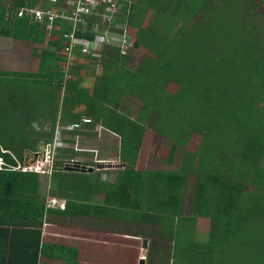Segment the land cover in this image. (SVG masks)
<instances>
[{"label":"trees","instance_id":"1","mask_svg":"<svg viewBox=\"0 0 264 264\" xmlns=\"http://www.w3.org/2000/svg\"><path fill=\"white\" fill-rule=\"evenodd\" d=\"M5 1L0 3V35L19 40L24 38L32 39L31 34H36L35 31L40 27L39 24L31 21L28 17L18 18L17 13L20 8H38L44 11L55 7L54 3H57L56 1L61 4L66 2V0ZM207 2L203 5L210 4L211 6L208 10L212 11L216 6L215 0L214 2L213 0L209 1L211 3ZM122 6L121 11L127 16L130 26L140 28V26L146 25L147 30L149 31L150 29L151 31L153 22L154 24L159 22V25L161 22L166 28L164 35H167L166 31L169 32V28H174L177 23H180L182 27L183 24H189L190 21L195 20L196 10L198 9H194L191 0H159V2L158 0H130V2H123ZM184 11H186L185 17L179 18L178 13ZM159 15H161L160 21L155 19ZM123 18L122 16L121 20ZM171 23L174 25L172 26ZM56 24L61 29L51 34L49 44L59 49L63 46L61 31L68 30V26L66 22H60V20ZM89 28L90 26L88 25L86 36L90 38L92 36L89 33ZM177 28L176 30L174 28V32H179ZM181 29L183 28H178V30ZM245 33L239 34L237 32L234 34H237L242 41L248 31ZM77 34L80 35V33ZM33 39L35 40V38ZM251 40L247 43L250 42V46L254 50L255 48L262 49L261 40L258 41L257 38H254L253 41ZM141 42L138 38H130V46L138 51L143 49ZM120 56L121 50L115 45L106 46L96 56H86L91 60L89 62L93 66H101L100 75L97 76L90 95L82 86L84 79L78 76L77 72L80 68L72 66L73 69L71 68V71L77 77L73 81L67 80L64 83V93L69 97V101H67V98L62 101L59 121H57L56 117L51 120L50 126L52 128L50 134L47 135L45 134L46 132L41 131L36 140L33 137L32 141L28 139V141L18 143L10 135L9 127L1 126L0 145L5 150L12 151L19 160H22L25 149L36 151L41 147H39L40 141L43 142V145L50 144L53 141L56 130L59 131L60 135H82L83 131L79 129L68 132L66 127L63 130V126H60V128L57 126L63 125L65 122L79 124L83 119L82 117H87L89 122L83 123L81 125L82 129L92 130L96 125H101L104 129L112 131L117 137L120 136L125 152L129 151L130 154V157L127 155L124 158L122 155L121 158L119 157L120 162H124L123 168L115 170L116 179L114 185H109L110 189L120 185L121 190L117 192L113 188L109 194L110 197L107 198L112 199L114 203L122 205L128 211H141L145 205L146 209L150 211H158L155 214L156 217H159L162 212L165 216L164 219L169 220L173 225L171 227L168 225L170 229L159 226L160 232L157 229V233L152 232L150 226L147 225L145 226V233H143L147 235L145 237L146 240L152 238L153 241H158V245L161 240L162 244L166 245V249L163 252L167 256L166 260L167 258L174 260L173 253H170V246H173V243L176 246L174 241L176 237H173V235L177 233L172 232L174 228L179 227L180 223L188 224L187 229L183 228V230H186L184 235L189 240V234L195 230L196 219L208 218L210 227L206 233L208 234L206 241L199 243L192 241L190 245H187L186 242L183 245L195 249L202 256L211 255L212 258L208 259L206 263L264 264V109L257 105L260 101L264 108V57L259 56L261 62L255 65L256 69L254 66L252 67L254 71H250L252 77H248V80H250L249 84H239L236 80L231 83L232 78L223 73L215 76L216 78L213 77V80L209 79L206 81L207 84L208 82H214L215 89L221 91L220 93L227 94L229 97L228 102L233 108L228 116L231 117V120L224 121L220 125H216L214 122L202 125L201 122L206 120L204 117L200 119L195 116L193 120L194 114L190 111L191 103L188 104V101L184 100L183 94H175L177 99L183 104L180 109L175 110V115H181L183 119L187 120L191 118V121H193V125L189 124L187 129L183 128L186 129V134H188L186 140L190 139L194 133L200 135L199 146L201 151L198 149L199 146L194 153L185 150L177 169L148 172L134 169L142 145L143 128L139 126V131L141 130L142 133L138 135L133 120L128 119L130 110H132L131 107L120 104L121 100L112 101V108H124L121 113L119 111V117L122 116L126 120L125 122L116 120V125L120 126L116 129L109 126L108 117L116 118L117 112L110 110V113H108L105 111V107L102 108L103 105H101V102L109 105L112 95L115 96L118 93L117 97H121L120 94L125 87L133 86L132 84L130 85L128 80L109 75L112 66H126L130 60L129 57L121 56L120 58ZM75 58H79L78 54H75ZM60 63L61 65L65 64L64 60H60ZM165 69L173 71L174 67H171L169 63L165 64L161 71ZM130 71L132 75L136 73V70ZM209 74H214V72L210 71ZM0 75L7 74L0 72ZM24 76H43L45 80L42 79L41 84L45 85L46 88L62 89L63 75L60 71L51 74H42L41 72L36 74L18 73L15 78L19 81ZM253 77L261 79L263 86L256 87V84L252 85L251 80ZM171 80L175 81L179 86L180 82H183L181 80L179 82L175 78L169 81ZM225 80L226 82L223 83ZM186 83H188L187 87H190L186 90H192L198 95L195 91L200 89L199 85L190 81ZM230 86H233L232 90L229 93L224 92ZM262 94L263 98L261 97ZM219 96L216 95V97ZM211 97H208L207 100ZM81 106L83 111L73 112V110ZM255 116L257 120H255ZM153 130L157 131V133H154L156 136L164 137L163 134H160L159 129L154 128ZM84 131L86 133V130ZM60 137L58 140L61 143L70 145L75 141L74 139H62V136ZM187 142L180 143L169 138V152L166 159L161 163L172 165L178 148L186 146ZM201 145L204 146L202 149ZM55 153L56 161L54 166L62 169L64 161L73 159L75 153L81 152H75L69 146L57 148ZM3 157L6 162L14 163L9 154H4ZM54 175L56 173L51 174V178ZM47 178V175L38 173L0 171V236L3 233L5 240L2 247L5 246V249L9 251L8 264H38V258L44 253L45 249L56 248L41 241L40 227L43 222L44 202L46 200L43 187H45ZM146 184L150 185V189L154 187L155 192L153 191L154 194L152 196H144L141 199V189ZM59 188L61 190H58V192L60 191L59 194L61 195L66 191H71V187L69 188L67 184L59 186ZM160 190H167V194H170L165 201L162 199L156 201L154 198L156 193H162ZM104 191L108 194L107 190ZM71 193L67 195L70 198L75 194L74 192ZM68 197L67 200H70ZM108 199L106 200L108 201ZM68 202V205H70V201ZM185 208H188V211ZM193 249L190 250L193 251ZM163 254L160 253L161 256Z\"/></svg>","mask_w":264,"mask_h":264},{"label":"rangeland","instance_id":"2","mask_svg":"<svg viewBox=\"0 0 264 264\" xmlns=\"http://www.w3.org/2000/svg\"><path fill=\"white\" fill-rule=\"evenodd\" d=\"M4 1L5 0H0V3ZM206 1H208L207 3H211L209 2L211 0H191L194 9L198 8L196 10L195 20L190 21L189 24H183L182 27L180 23H177V25L174 26L175 30L177 27L183 28L181 30H178L177 28V31L179 32H174V28H169L170 31H166L168 34L164 35L166 28L161 22L160 25L159 22L155 24L153 22L151 27L152 32L150 29L149 31L147 30L146 25L140 26L139 33H137L138 31L135 30L133 26H130L129 32L132 31L130 38H138L140 42L142 41L141 45L143 49L138 51L131 46H125L121 50V52L124 50L123 53L125 54L121 53V56L130 58L127 65H114L112 66L111 71H109L111 72L109 75L121 77L128 80L130 85H133L132 87H125L120 94L121 97H117V94H115V96L112 95L111 102L122 100V104H127L128 107H131L132 110H130L128 119L133 120L138 135L142 133L141 130L139 131V126L143 128L142 145L134 167L136 171L143 170L152 172L177 169L183 152L188 150L189 152L194 153L198 148L201 140L200 135L194 133L190 139L186 140L188 136V134H186V129L189 124L193 125L191 118L187 120L183 119L181 115H175V110L180 109L183 106L181 101L177 99V94H183L184 100H187L188 104L191 103L192 107L190 108V111L194 114L193 120L195 116H198L200 119L201 117H204L206 120L201 122L202 125H207V123L212 124L211 122L220 125L224 121L227 122L228 120H231V117L228 116L233 108L228 102L229 97L227 94L220 93L221 91L215 89L216 86L214 82H208L207 84L206 81L209 79L213 80V77L223 73L232 78L231 83L236 80L239 84H249L250 80L248 79L252 77L250 71H254V68L252 67L254 66L256 69L255 65H257L258 62H261L259 56L262 58L264 57V0H215L216 6L212 11L208 10L210 9V4L206 6L203 5ZM54 4L55 9L61 6L60 4L57 5V3ZM262 8L263 10H261ZM185 15L186 11L178 13L179 18L185 17ZM155 19L160 21L161 15L155 17ZM171 24L172 26L174 25L173 23ZM246 31H248V33L242 40L243 44L240 37L234 33L238 32L239 34H246ZM260 32L261 34H259ZM254 38H257L258 41H262V49L255 48L254 50L253 47L250 46V42L247 43L250 39L253 41ZM3 46L5 50L10 51V47H8L7 44H3ZM28 47L29 46L26 48L27 52H29ZM30 47L34 48L36 54L38 48L42 50V46L39 47L36 43L32 44ZM11 51L12 52L9 53L8 56L6 55L7 58L4 57L0 59V71H11L13 69L14 66L11 67L8 62L12 56H17L18 51L15 52L14 46ZM56 51L59 52L58 50ZM22 52L25 53V51ZM49 53L51 54L54 63L53 65L51 61L52 67H58L61 65L59 62V55H54L53 51H49L47 54ZM78 56L82 57L79 54ZM18 58L23 60L22 56ZM88 63L92 65L90 62ZM169 63L171 64V67H174V70L171 71L165 69L161 71L162 67ZM33 70L31 69L29 71ZM86 70L85 77L96 76V74L101 72V66H98V68L90 66ZM130 70H136V73H133L132 75ZM210 71H213L214 74H209ZM206 72L208 73L206 74ZM173 78L183 82L179 81V86L175 81H169ZM16 79L17 78L15 77L9 78L0 76V128L1 126L9 127L10 135L18 143L21 141H28V139L32 141L33 137L36 140V137L41 131L44 133L46 132L45 134L47 135L50 134L52 128L50 126L51 120L56 117L61 110V101L59 98H63V100L68 98V96L63 93L65 86L61 90L57 88L48 89L45 85L41 84L42 79L40 77L24 76L22 80L17 81ZM90 80L93 81L92 78L86 79L88 82ZM189 81L199 85L200 89L195 91L198 95L192 90H186L189 87H187L188 83L186 82ZM251 81L252 85L256 84V87L263 86L261 79L253 77ZM225 82L226 80L223 81V83ZM203 83L204 85L202 86ZM232 88L233 86H230L229 89L224 90V92L229 93ZM216 95L220 96L216 97ZM262 96L263 94L261 97ZM208 97L211 98L207 100ZM257 105L258 107H261V109H264L262 102L259 101ZM102 108H104V106ZM116 112V116L119 117V111ZM116 118L108 117V124L110 127L118 129L120 126L116 125V120H123V122L126 120L123 119L122 116L118 119ZM255 118V120H257L256 116ZM57 127L60 128V126ZM154 128L157 130L159 129L160 134H163L164 137L160 138L156 136L154 133H157V131L153 130ZM63 130H65V127H63ZM218 130L220 131L219 127ZM58 132V130L55 131V140L60 137ZM89 134L90 135H88L86 139L85 137H82L83 135H79V142H81V145L77 146L81 151L89 149L90 147L93 148L97 145V147H94V152L99 151L98 148H101L105 155H115L120 158L121 155L123 158L126 155L130 157L129 151L125 152V147L122 145L120 136L117 137L119 142L115 141V145L108 146L107 142V144L105 142L103 143V141L100 143V139L96 140V137L94 139L91 135L92 133ZM99 134L101 135L103 132L101 131ZM75 136L64 134L63 137L74 139ZM169 138L180 143L188 141L186 146H180L178 148L172 165L161 163L166 159L169 152ZM55 140L53 139L51 143H58V141ZM92 140L95 142L94 146L92 145ZM112 140L115 139L112 138ZM50 144L43 145V142L40 141L39 147H41L37 150ZM56 147L58 148V145ZM203 147L204 146L201 145V149ZM198 149L201 151L200 146ZM26 156L27 155H25V157ZM89 162L91 163L89 164ZM92 162L94 163L93 160H90L87 164L96 169L98 165L95 163L92 164ZM108 163L107 166H111L112 169L115 170L123 168L124 165V162H120V160H115L113 163L112 161H109ZM80 166L86 165L80 162ZM90 166L87 165V167ZM115 170L107 171L106 173L115 172ZM102 176L105 178L106 175L103 174ZM99 177L100 175H92L89 178L91 181L86 188H97L102 191L105 190L108 184L106 181L102 180V177ZM78 178L79 177H73L68 174H65L64 177L55 175L53 177V185L63 186L67 184L69 188L71 187V190H73L78 184L83 183V181ZM49 181L51 182V178ZM84 182H87V180L85 179ZM149 186V184H146L141 189V199L144 196L147 197L148 195L152 196L154 194V187H151L152 190ZM160 191L162 193H156L154 198L156 201L159 199L165 201L170 194H167V190ZM71 192L73 191H66L65 194ZM110 192L111 190L108 191V194H110ZM86 193H88V191L84 192V194ZM97 200L102 208L95 211L93 210V213H91L104 218L101 220L100 225H102L103 220L108 221L103 223V225H106V227L109 226L110 229L111 227L114 228V230H119L121 228L123 231L143 234L145 233V226L147 225L150 226L152 232L156 233L157 229L160 232L159 226H162L165 229H170L169 227L173 226L169 220L164 219L165 216L162 212L159 217H156L155 214L158 213V211H150L146 209L145 205L141 211H128L122 207V205L117 204L116 202L114 203L112 199H108L107 201L97 198ZM155 200L154 202H156ZM185 209L188 211V208ZM187 225L188 224L180 223L179 227L174 228V231H172L177 234L173 235V237H176V240H174L176 246H174L175 243H173V246H170V253H173L172 256L174 257V260L170 259V264H214V262L206 263L208 259L212 258L211 255L207 254L202 256L200 253H197L195 249L186 247L187 245H190L192 241L196 243L206 241L208 238V234L206 233L209 231L210 227L209 219H196L195 230L193 233L189 234V240L184 235L186 230H183V228L187 229ZM148 239V247L146 249H142L143 238L135 241H133L132 238L127 239L129 257L130 253L133 255L132 252H136L135 250L137 249L144 252V259L146 257L145 261L151 260L152 258L157 259L160 256L161 263H158L164 264L167 256L164 255L165 253L163 254V252L166 249V245H163L161 240L158 245V241L155 242L152 238ZM186 242L187 245H183V243ZM190 249H193V251ZM122 252H124V250H122ZM204 252L206 253V250ZM158 253H162L163 255H158ZM207 256H209V258H207ZM137 257L139 258V256ZM232 264L236 263L233 262Z\"/></svg>","mask_w":264,"mask_h":264},{"label":"crops","instance_id":"3","mask_svg":"<svg viewBox=\"0 0 264 264\" xmlns=\"http://www.w3.org/2000/svg\"><path fill=\"white\" fill-rule=\"evenodd\" d=\"M135 30L139 31L140 28L138 29L137 27H135ZM42 32L43 31L39 27L35 31L36 34H31L32 39L24 38L20 40L15 39L13 37H5L0 35V59L6 57V55L8 56L9 53L12 52L11 49L13 46L15 48V52L18 51L17 56L18 57L22 56L23 58V60H20V58H18L16 55L12 56L8 64H10L11 67L14 66L13 69L11 71L8 70L0 71L3 72L4 74H7V75H0L1 77L11 78V77H15L16 74L18 73L33 74V73L41 72L42 74L45 73L51 74L56 72L58 73L59 71L62 73L63 65H59L58 67L57 66L52 67L51 54L50 53L47 54L49 51H53V54L59 55L60 60L63 61V57L60 53L62 47H60L59 49L52 47L49 44L50 36L49 35L47 36L44 32L42 34ZM33 38H35V40ZM34 43H36V45H39V47L42 46V50L38 48L37 51V54L39 56L36 54V51H34V48L30 47ZM3 44H7L8 47H10V51L5 50ZM27 46H29L28 47L29 52L26 51ZM56 50H58L59 52H57ZM22 51H25V53H23ZM89 61L91 60L88 59L86 56H82L77 59L75 58L74 66L80 68L79 71L77 72L78 76L79 78L84 79V81H82V86L84 87L86 92H88V94L90 95L92 94L91 89L94 87L93 85L96 82L97 76H99L100 73L96 74V76L85 77L87 68H89L90 66L98 68V65L96 66L90 65L88 63ZM52 64L54 65L53 61ZM31 69L32 70L35 69V70L29 71ZM76 77L75 74L72 73V71H70V75L67 80L73 81L76 79ZM40 78L45 80L43 76ZM87 78H92L93 81L90 80L88 82L86 81ZM67 99H68L67 101H69V97ZM59 100L61 101V105H62L63 98L62 99L59 98ZM101 105L105 107L104 109L108 113H110V110L120 111V113L124 110V108L122 107H119V109L112 108L113 106L112 102L109 103V105H106L104 102H101ZM122 105L126 106L127 104L125 105L122 104ZM82 108H83L82 106L78 107L77 109L73 110V112L74 113L81 112L83 111ZM59 114L56 116L57 121H59L60 119ZM82 118H87V117H82ZM70 124H72V122L71 123L65 122L63 125H59V126H63L67 128L68 126H70ZM82 128L83 127L81 126L80 131H83L82 133L83 136L82 135L80 136H82L83 138L85 137V139L87 138L88 135H90L89 133H92L91 135L93 136L94 139L95 137L96 140L100 139V143L101 141H103V143L107 142L108 146L115 145V141L119 142L117 136L112 131H108L104 129L101 125H96L92 129V131ZM97 128H99L100 132L102 131L103 134L100 135L99 134L100 132L98 133L96 131ZM84 130H86V133ZM63 136L62 139H66ZM112 138L115 140H112ZM91 142L92 145L94 146L95 145L94 140H92ZM78 144L81 145V142H79ZM94 147H97V145ZM94 147L93 148L90 147L89 149H86L78 154L75 153L72 159L74 161H78L79 163L82 162L86 166L87 165L90 166L89 164L91 162H89V164L87 163L88 161L93 160L94 163L98 165L96 169L92 167L94 169L93 172H87V171L82 172L80 170L75 172V171H67L66 169H61V168H56L53 172L56 173V175H59L60 177H64L65 174L66 175L68 174V175H72L73 177H79L78 179H81L83 181V183H80L75 188H73V192L75 194L73 195L72 198L67 196L68 193L67 194L63 193L62 195L59 194L60 191L58 192V190L61 189L59 188V186L53 185V178L47 175L48 178L46 180L45 187H43V190H45V192L47 190V192L45 193L46 200L44 202L45 211L43 212V219H42L43 222L40 227L41 241L44 244L52 245L56 248L45 249L44 253L41 254L38 258V264H139L140 260H143L144 264H160L161 263L160 258L157 259L152 258L151 260L145 261L146 257L144 259V252H141L137 249L136 250L134 249L136 252H132L133 255H131L130 253V257H129V253L127 250L128 249L127 239L132 238L133 241H135L143 238L144 240H146L145 237H147V235L139 234L135 232L123 231L121 228L119 230L118 229L114 230V228L111 227L110 229L109 226L106 227V225H103V223H106L108 221L103 220L102 225H100L101 220L104 218H102L97 214L96 215L92 214L93 210L95 211L97 209L102 208V206L98 204L97 198L98 199L101 198V200L102 199L106 200L110 197V195L106 194L104 190L102 191L97 188H86L91 181L89 180V178L92 175H100V177H102V180L106 181L108 186L105 188V190L110 191L113 188H115L117 192L121 190L120 185L119 187L115 186L112 189L109 188V185H114L116 179V174H115L116 172L106 173L107 171L115 170L112 169L111 166H107V164H109L108 162L112 161L113 163V161L119 160V157L115 155H105L103 154L101 148H98L99 151L94 152L95 151ZM25 150L23 152H25ZM10 152L13 154L12 151ZM94 163L92 162V164ZM101 171L104 173H102ZM103 174L106 175L105 178L102 176ZM50 178H51V182L49 181ZM85 179L87 180V182H84ZM85 191H88V193L84 194ZM67 197L70 200H67ZM49 198H55L59 200L60 204L64 203L65 205L64 210H61L59 206L55 208L46 207V202ZM68 201H70L71 203L70 205H68L69 204ZM4 240L5 239L3 233H1L0 264H8L7 261H8L9 251L5 249V246L2 247ZM147 247H148V243H147ZM122 250H124V252H122ZM135 256L136 257L139 256V258L138 257L136 258ZM164 264H170V259L167 258V260L164 261Z\"/></svg>","mask_w":264,"mask_h":264},{"label":"built area","instance_id":"4","mask_svg":"<svg viewBox=\"0 0 264 264\" xmlns=\"http://www.w3.org/2000/svg\"><path fill=\"white\" fill-rule=\"evenodd\" d=\"M56 2L57 5H61L57 9L51 7L42 11L38 8H20L17 17H28L31 21L39 24L47 36H51L53 32L61 29L56 24L57 21L66 22L68 30L61 31L63 46L60 51L65 62L62 67L64 76L61 85L63 88L74 65L75 53L81 56H96L106 46L115 45L120 50L127 45L130 46L132 31L129 32L130 25L127 16L121 11L123 2H130V0H66L64 4ZM122 16L124 18L121 20ZM88 25L90 26L89 33L92 36L90 38L86 36ZM123 52L121 53L125 54ZM88 122L87 118L81 120V123ZM79 127V124H73L69 126V129H78ZM53 139L55 140L56 137L54 136ZM55 141L58 143L53 142L40 150L27 151L28 154L25 151L22 160L0 145V171H20L51 176L56 169L54 166L56 146L58 145V148L70 146L67 143L59 142L58 139ZM74 149L77 150L75 147ZM4 154H9L14 163L6 162ZM25 155L27 156L25 157ZM83 167L88 168L80 166L78 161L72 159L64 161L62 165V169ZM57 206L61 210L65 208L64 203L60 204L59 200L55 198H49L46 202V207L55 208Z\"/></svg>","mask_w":264,"mask_h":264},{"label":"water","instance_id":"5","mask_svg":"<svg viewBox=\"0 0 264 264\" xmlns=\"http://www.w3.org/2000/svg\"><path fill=\"white\" fill-rule=\"evenodd\" d=\"M66 170L67 171H75V172L76 171H79V170L82 171V172L83 171L84 172L85 171H87V172H93L94 169L92 167H88V168L83 167V168H67ZM147 243H148L147 240H143V242H142V248L146 249L147 248ZM139 264H144L143 260H140L139 261Z\"/></svg>","mask_w":264,"mask_h":264},{"label":"clouds","instance_id":"6","mask_svg":"<svg viewBox=\"0 0 264 264\" xmlns=\"http://www.w3.org/2000/svg\"><path fill=\"white\" fill-rule=\"evenodd\" d=\"M93 57V56H92ZM83 123H79V125H80V127L78 128L79 130L81 129V125H82ZM67 130L68 131H71V130H76V129H69V126L67 127ZM98 133L100 132V129L99 128H97V130H96ZM75 136V135H74ZM79 139H80V137H79V135L78 136H75L74 137V143L73 144H70V148H73V150L75 151V152H83V151H81V149L77 146V145H79L78 144V142H79ZM75 145V146H74ZM80 146V145H79ZM74 147L77 149V150H75L74 149Z\"/></svg>","mask_w":264,"mask_h":264}]
</instances>
